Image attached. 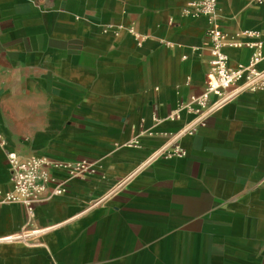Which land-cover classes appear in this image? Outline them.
Here are the masks:
<instances>
[{"label":"crops","instance_id":"0c3cea01","mask_svg":"<svg viewBox=\"0 0 264 264\" xmlns=\"http://www.w3.org/2000/svg\"><path fill=\"white\" fill-rule=\"evenodd\" d=\"M189 1L0 0V189L9 151L99 171L45 192L32 217L0 204V264H264V90L114 190L167 145L177 102L204 91L208 18L184 17ZM218 9L230 35L264 31V0ZM227 52L235 66L251 49ZM142 118L161 134L129 145Z\"/></svg>","mask_w":264,"mask_h":264},{"label":"built area","instance_id":"2783aa9c","mask_svg":"<svg viewBox=\"0 0 264 264\" xmlns=\"http://www.w3.org/2000/svg\"><path fill=\"white\" fill-rule=\"evenodd\" d=\"M262 1V0H259ZM186 18L205 16L208 18L209 60L204 91L190 94L179 100L169 113L170 120H178L184 111L195 112L197 117L179 130V134H195L208 123L209 117L233 102L242 93L264 90V31L244 30L230 35L219 22L218 0H190L184 8ZM245 38V39H243ZM170 44V43H169ZM249 48L251 54L246 62L230 65L228 48ZM161 120L158 116H155ZM148 131L143 129L140 136ZM137 137L129 145H137ZM10 179L7 189H0V204L14 203L22 206L29 217L48 190L54 195L66 191V183L72 179H84L96 172L87 160L51 159L43 155L22 157L15 151L8 154ZM65 172L62 180L54 172Z\"/></svg>","mask_w":264,"mask_h":264},{"label":"rangeland","instance_id":"374dc122","mask_svg":"<svg viewBox=\"0 0 264 264\" xmlns=\"http://www.w3.org/2000/svg\"><path fill=\"white\" fill-rule=\"evenodd\" d=\"M176 105H175V107H176ZM155 116H157V115L154 114L152 116V119H153L154 122H161V121L164 120V119H161V118H160L161 120H158ZM168 116H169V114H168ZM168 116H167L166 119L170 120L168 118ZM195 116H196V113L195 112L184 111L182 118L181 119H178V120L181 121V125L179 126V128L176 129L175 131H172L169 134H167V138H168L167 139V142H166L167 145H164L163 144L162 146H157L156 148H154L149 153V155H147L144 158V160L129 174V176L126 179H121L120 180V182L117 184V186H115L114 190L115 189L121 190L120 188L124 187L127 184L129 177H132L134 174L138 173V171H144V170H146L153 163L157 162L159 159H162V158H176V157H185V156H187L188 155V150L185 148V146L182 145V140L185 137L194 136L200 130L197 133L192 134V135H189V134H185V135H182L181 134L180 135L179 134V130L181 128H183L186 124H188L189 122H191L192 120L194 121L197 118ZM211 116H213V114ZM211 116L208 119V123H209V120H210ZM145 123H146V120L144 118H142V120H141V126L139 128V132L137 133L136 136H134L131 139V140H133V139L139 137L140 138V141L137 144L138 146H141L142 145V142H143L144 139H146V138H152V137H155L158 134H161V133H158L156 130H154L152 127H149V126L145 125ZM208 123H207V125H208ZM143 129H146L148 132L145 135L140 136V131L143 130ZM163 134H165V133H163ZM76 160H87L89 163H91L93 165V167L95 168L96 172L93 173L91 176H89L87 178H84V179H72V181L82 182V181L89 180V179H91V178H93V177H95V176L98 175V173H99L98 168L95 166V163L93 161L88 160V159H76ZM61 172L62 171H59V173H57V171H56V172H54V175L57 176L58 178H61L62 180L67 179V177H68L67 174L65 172L64 173H61ZM68 186H69V181L66 183V191H67ZM117 187H119V188H117ZM112 192L113 191H111V193Z\"/></svg>","mask_w":264,"mask_h":264},{"label":"bare ground","instance_id":"6f19581e","mask_svg":"<svg viewBox=\"0 0 264 264\" xmlns=\"http://www.w3.org/2000/svg\"><path fill=\"white\" fill-rule=\"evenodd\" d=\"M62 257H63V255H62ZM56 258V257H55Z\"/></svg>","mask_w":264,"mask_h":264}]
</instances>
